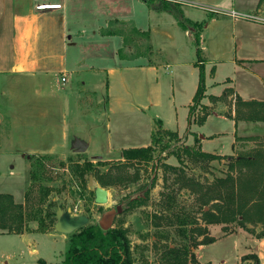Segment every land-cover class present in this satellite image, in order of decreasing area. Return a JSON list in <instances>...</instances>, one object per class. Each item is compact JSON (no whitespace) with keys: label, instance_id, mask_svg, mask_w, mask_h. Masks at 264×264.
Returning a JSON list of instances; mask_svg holds the SVG:
<instances>
[{"label":"rangeland","instance_id":"rangeland-1","mask_svg":"<svg viewBox=\"0 0 264 264\" xmlns=\"http://www.w3.org/2000/svg\"><path fill=\"white\" fill-rule=\"evenodd\" d=\"M161 1L170 5L173 3L168 0ZM101 32L121 34L123 39L122 46L116 47L119 60H107V64L137 63L140 60L133 58L139 54L148 58L146 40L141 34L135 33L130 24L123 21L110 22ZM80 39L87 40V34L80 36ZM160 42L164 48H168V43ZM82 50L86 55L88 45L85 44ZM159 55L157 63L160 65L159 79L162 82L159 107L151 106L149 103L152 85L145 84L143 88L138 86L142 77L132 68L119 69L108 78L96 72L84 73L80 78L72 77L71 81L75 79L77 82L84 81L87 87L83 91V86L78 83L80 92L76 99L75 90L72 89L69 93L64 91V86L58 82V79L60 80L58 74H27V79L23 80L18 78L10 80L0 76V136L11 134L12 137V140L8 138V141L6 139L0 144V192L13 194L14 200L21 199V203L26 204V210L33 205L35 208H42L43 215L50 213L46 218L47 228L44 232L57 233L55 239L41 234L33 235L37 248L35 258L28 253L32 246L22 241L20 237L13 233L0 234V261L5 259L4 253H15L24 264H39L38 258L50 264L61 261L68 247L70 234H63L54 229L55 211L58 208L69 211L72 216H87V223H98L102 213L116 207L126 196L136 195L153 179L154 184L148 190L145 203L128 211L119 212L112 223V226H122L128 230L134 264H160V253L166 244L176 247L186 244L190 247L187 264H195L197 261L196 242L201 236L196 233L199 227H206L207 224L202 220L201 204L196 194L182 186L186 183L185 176L194 177L201 183L212 186L218 177L232 173L238 180L239 190L242 192L239 201L245 205L242 208L243 219L235 215L234 220L221 223L224 225L223 231H234V234L202 243V247L198 248V256L205 258L206 255H210L214 264H233L236 262L235 254L247 250L251 245L250 238L258 237L264 232V199L259 204H248L254 195L264 196V193L259 191L262 187V181L258 178L261 166L241 167L239 172V169H230L226 158L210 162L194 160L183 150L185 145L192 146L195 142L194 138L187 141V131L178 134V139L163 137L162 142L167 143V149L159 152L160 145H157L153 158L149 161H132L126 164L121 161V149L109 146L112 143L114 145L123 142L124 139L130 141L131 138L149 142L145 127L147 121L144 118L147 120L150 117L153 123L159 114L170 118L167 104L171 99L172 88L169 85V74L166 73L170 67L169 65L164 67L165 63H180L177 66L180 70V81L183 82V78L185 79L182 92L187 91L188 80L192 77L191 66L188 63L194 57V52L189 55L182 54V60H172L169 54ZM76 66L78 68L79 64ZM106 80L110 85L108 115ZM67 83L70 82L67 80L65 84ZM147 104H150V107L142 110L141 107H147ZM196 107L194 118L202 113L201 107L198 105ZM74 109L78 111L76 114ZM239 113L241 118L245 115L242 111ZM184 114V107L178 106L179 128H184L186 124ZM70 119L72 121L78 119L79 127L73 129ZM107 119L111 123L109 131L106 126ZM210 123L216 128H223L224 132L212 144L219 150L227 151L231 139L228 130L230 122L224 118L212 117ZM193 129L198 128L195 126ZM253 137L256 138L237 142L234 154L228 155L263 151L264 135ZM75 139L87 144L85 150H75L73 146ZM38 159L42 161L43 167L31 164ZM86 160L92 161L94 168L99 172L111 171L114 175L119 167L124 170L123 175H138V180L107 186H102L97 181L95 185L89 186L88 174L84 175V182L71 170L74 163ZM168 164L177 166L178 170L174 172L167 168ZM33 170L38 171L37 178L33 177L35 175ZM96 170L92 171L95 179ZM40 185L49 188L47 195L43 196L44 191L39 190ZM96 186L106 189V203H96ZM214 201L207 204V209H216ZM180 219L185 223L179 224ZM28 227L31 231L39 232L35 220L29 221ZM181 228L185 230L181 231ZM211 233L216 237L219 235L217 228L211 229ZM248 256L252 257V254H245L242 259ZM222 257L226 258L224 263H221ZM242 263L240 261L239 264Z\"/></svg>","mask_w":264,"mask_h":264},{"label":"crops","instance_id":"crops-1","mask_svg":"<svg viewBox=\"0 0 264 264\" xmlns=\"http://www.w3.org/2000/svg\"><path fill=\"white\" fill-rule=\"evenodd\" d=\"M178 1L184 17L192 21H204L200 31V48L204 58L205 96L200 103L208 106L210 113L202 124L192 122L188 125L187 120L188 105L191 103L198 81V67L193 65L196 55L192 35L177 24L172 13L155 9L145 0H0V76L10 80L17 78L23 80L27 79V74H58L60 77L58 82L64 86V91L69 93L70 90H75L76 99L80 92L78 83L83 86V91L87 87L84 81L77 82L76 79L71 81L72 77L80 78L84 73L96 72L108 78L119 69L132 68L142 77L138 86L143 88L145 84L152 85L149 103L151 106L159 107L162 82L159 79L161 69L157 63L158 55L169 54L172 60H182V54L189 55L194 52V57L188 63L191 66L192 77L188 80L189 85L185 93L182 92L185 79L183 78V82L180 81V70L177 69L180 63L169 62L163 65L170 67L166 72L169 74V85L172 88L171 99L167 104L170 118L159 114L158 119L161 120L164 129L176 131L179 135L187 131V141L193 140L196 135L197 146L201 151L218 155L234 154L237 148L236 136L264 135V120L233 119L236 96L247 101H264V21L244 17L255 12H260L264 16V0ZM114 21L130 24L137 34L147 32V36L143 37L149 51L148 58L139 54L133 58L140 60L137 63H106L107 60H119L116 47L120 48L123 44L121 34L101 32ZM83 34H87V40L80 39ZM160 41L168 43V48H164ZM85 44L88 45L86 55L82 50ZM62 76L65 77L64 81H61ZM67 80L70 82L67 83L69 86L65 84ZM226 87L232 90L226 101L209 100V95L219 96ZM105 88L108 115L110 85L107 80ZM178 106L184 107L186 121L184 128H179L177 124ZM149 107L150 104H147V107L141 109ZM212 117L224 118L230 122L228 130L231 139L228 152L219 150L212 144L224 133L223 128H216L210 123ZM108 119L106 126L109 131L111 123ZM144 120L147 121L145 127L149 142L131 138L130 141L124 139L123 142L114 145L112 143L109 146L122 149L148 145L154 123L150 117L147 120L145 117ZM70 123L73 129H76L80 121L70 119ZM195 126L197 130L193 129ZM10 135L0 136V144L6 139L8 141V138L12 140ZM15 201L21 202V199L15 198ZM223 226L221 223L207 224V235L216 240L234 234V231H223ZM213 228L219 231L217 237L211 233ZM13 234L32 246L28 253L34 258L37 248L33 235L41 234L52 239L57 237V233L40 231ZM250 240L251 245L247 250L235 254L236 262L233 264H239L240 261L242 264H264V232L258 237L252 236ZM201 247L199 244L195 249L197 262L214 264L210 255H206L205 258L198 256V248ZM4 254L5 259L1 260L0 264H24L15 253ZM245 254H252V257L242 259ZM225 260L226 258L222 257L221 263Z\"/></svg>","mask_w":264,"mask_h":264},{"label":"trees","instance_id":"trees-1","mask_svg":"<svg viewBox=\"0 0 264 264\" xmlns=\"http://www.w3.org/2000/svg\"><path fill=\"white\" fill-rule=\"evenodd\" d=\"M147 4L151 5L155 9L160 11H169L175 17L177 24L184 30H188L192 35V42L195 47L196 60L193 65L198 67V81L196 90L192 96L191 103L188 105V125L192 122L202 124L207 115L210 113V108L206 105L200 104L201 99L205 96V76L202 56V50L200 48V31L202 29L204 21H192L184 17L181 5L179 2H173L171 5L163 3L161 0H145ZM142 36H147L146 31L139 32ZM232 92L229 88H224L219 96L209 95L211 102L218 100H226L227 96ZM201 107V115L196 118L193 117L196 106ZM235 114L233 119L235 121L239 119L245 120H264V101L256 100H242L236 96L234 98ZM240 106V108H239ZM242 108V110H241ZM199 110V108L197 109ZM242 111V118L238 115ZM167 136L169 139H178V133L164 129L160 119L154 121V128L151 132V141L146 146L126 147L121 149V161L131 163L132 161H149L153 158V152L156 150V146L160 145L159 152L167 149V143L162 142L163 137ZM256 137H241L236 136L235 141L253 140ZM194 145H185L183 147L184 152L194 160L211 161L214 159L226 158L228 166L231 170L244 168L246 166H261V173L258 174V178L262 181V187L259 191L264 193V150L255 151L254 153H237V155H218L209 152H204L197 146L198 138L194 135ZM177 158L179 156L177 155ZM40 159L36 162L31 163L33 166H42ZM71 170L77 174L78 177L84 180L85 174H92L94 163L86 160L82 163H74ZM43 167V166H42ZM167 168L176 172L178 167L175 165L168 164ZM97 171V170H96ZM123 169L117 167L115 174L112 175L110 172H99L97 171V179L100 185L107 186L112 184H126L128 182H135L138 180V175H123ZM37 178L38 171H32ZM186 183L182 185L188 188L191 192L196 194L197 200L201 204L202 220L206 224L210 223H226L234 220L235 215L239 216V219H243V210L245 207L244 203L239 201L242 192L239 190V183L232 173L227 174L225 177H218L216 183L211 185L203 184L196 180L194 177L185 176ZM154 184V179L151 180L144 189H141L136 195H128L122 200L118 206L120 212L128 211L137 206L145 203L148 190ZM43 190V196L47 195L49 188L40 185V189ZM26 195V193H25ZM41 198V197H40ZM264 196L254 195L248 202V204H259ZM28 200V192H27ZM215 200L216 209L208 208L207 204ZM204 207L206 209H204ZM26 204L16 202L13 199L11 193L0 192V234L4 233H23L25 231H31L28 227V222L35 220L38 223L40 232L46 231L47 223L46 218L48 214H42V208L34 207L31 205L26 210ZM185 221L180 219L179 224H184ZM184 231V228L180 229ZM196 235L201 236L196 242L197 245L213 241L215 238L207 235L206 227H199ZM154 237L156 235L153 234ZM186 244L183 246H174L171 244L164 245L161 250L160 264H187V255L190 251ZM191 255V254H190ZM39 264H50L42 258H38ZM53 264H134L133 249L131 247V241L128 236V230L122 226H112L106 230L102 229L98 223L90 222L82 226L80 229L70 233L68 239V247L64 251L63 258L61 261ZM195 264H199L195 261Z\"/></svg>","mask_w":264,"mask_h":264},{"label":"water","instance_id":"water-1","mask_svg":"<svg viewBox=\"0 0 264 264\" xmlns=\"http://www.w3.org/2000/svg\"><path fill=\"white\" fill-rule=\"evenodd\" d=\"M73 146L77 151H83L87 147V144L82 142L80 139H75ZM89 186L95 185L97 182L93 178L92 174H89L88 179ZM95 201L96 203L103 204L107 202V191L105 188L96 186L95 187ZM120 212V207L109 208L104 214L101 215L98 224L99 226L106 230L112 227L113 219L116 214ZM56 221L54 223V229L57 232L63 234H70L74 232L78 227L87 223V216L78 215L72 216L69 211H64L62 208H58L55 211Z\"/></svg>","mask_w":264,"mask_h":264},{"label":"built area","instance_id":"built-area-1","mask_svg":"<svg viewBox=\"0 0 264 264\" xmlns=\"http://www.w3.org/2000/svg\"><path fill=\"white\" fill-rule=\"evenodd\" d=\"M168 1H173V2H179L178 0H168ZM247 19L254 20V21H264V16L260 14V12H255V13H249L244 16ZM65 77H61V81H64Z\"/></svg>","mask_w":264,"mask_h":264},{"label":"flooded vegetation","instance_id":"flooded-vegetation-1","mask_svg":"<svg viewBox=\"0 0 264 264\" xmlns=\"http://www.w3.org/2000/svg\"><path fill=\"white\" fill-rule=\"evenodd\" d=\"M117 206H118V205H117ZM107 210H108V209H107ZM107 210H106V211H107ZM106 211H105V212H106ZM105 212H104V213H105ZM104 213H102V214H104ZM102 214H101V215H102Z\"/></svg>","mask_w":264,"mask_h":264}]
</instances>
